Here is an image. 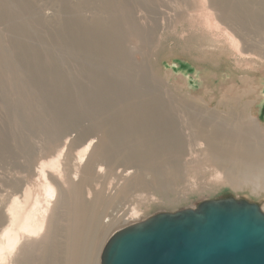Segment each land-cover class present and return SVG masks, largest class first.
I'll list each match as a JSON object with an SVG mask.
<instances>
[{
  "label": "rangeland",
  "instance_id": "374dc122",
  "mask_svg": "<svg viewBox=\"0 0 264 264\" xmlns=\"http://www.w3.org/2000/svg\"><path fill=\"white\" fill-rule=\"evenodd\" d=\"M257 1L0 0V264H69L77 238L80 263H98L104 218L119 204L123 218L139 221L219 198L264 210V161L251 167L255 176L226 177L204 139L219 130L228 146L222 157L235 167L245 164L237 158L242 146L264 150ZM95 27L107 38L119 34L117 60L97 52ZM150 101L175 143L157 131L153 146L137 144L133 109ZM79 207L90 216L81 224ZM32 210L37 231L19 234L11 250L1 233Z\"/></svg>",
  "mask_w": 264,
  "mask_h": 264
},
{
  "label": "water",
  "instance_id": "95a60500",
  "mask_svg": "<svg viewBox=\"0 0 264 264\" xmlns=\"http://www.w3.org/2000/svg\"><path fill=\"white\" fill-rule=\"evenodd\" d=\"M100 264H264V211L219 198L157 213L113 232Z\"/></svg>",
  "mask_w": 264,
  "mask_h": 264
},
{
  "label": "bare ground",
  "instance_id": "6f19581e",
  "mask_svg": "<svg viewBox=\"0 0 264 264\" xmlns=\"http://www.w3.org/2000/svg\"><path fill=\"white\" fill-rule=\"evenodd\" d=\"M256 1V0H255ZM228 2H229V0H228ZM235 2H237V1H235ZM260 2H262V3H260ZM228 3H226V5H227ZM231 4V3H230ZM232 4H233V1H232ZM256 4V3H255ZM259 4H261L260 5V7H261V9H260V7L259 8H255L256 9V12L258 13V12H260V11H262L263 10V12H264V1H257V5H259ZM229 5V4H228ZM237 5V4H236ZM225 6V5H224ZM248 6H251L250 4L248 5ZM228 7V6H227ZM225 8V7H224ZM246 7H244V9H245ZM228 9V8H227ZM232 9H234V8H232ZM240 9V8H239ZM251 9H252V6H251ZM250 9V10H251ZM253 10V9H252ZM260 10V11H259ZM231 11V10H230ZM235 11V10H234ZM233 12V11H232ZM250 12V11H249ZM253 12V11H252ZM241 13V12H240ZM248 13V12H247ZM256 13V14H257ZM233 14H234V12H233ZM242 14V13H241ZM255 14V15H256ZM225 15V14H224ZM232 15V14H231ZM252 15H253V13H252ZM259 15V13L257 14V16ZM261 15V14H260ZM259 15V16H260ZM264 15V14H263ZM233 17H235V16H233ZM252 17V16H251ZM261 17V16H260ZM260 17H258V18H260ZM243 18V17H242ZM262 18V17H261ZM264 19V18H263ZM244 20V19H243ZM260 19H258V21H259ZM260 22H261V20H260ZM264 22V21H263ZM234 27V26H233ZM92 28H94V27H92ZM236 30V29H235ZM94 31H95V33H98L96 36H101V40H102V42H101V40L100 41H98L97 43V46L95 47L96 48V50H97V52L99 51L100 53H102V54H104V56H105V62L108 60V59H110V61L111 60H113L114 58H115V56H116V53H117V51L119 52V49H120V43H119V34L118 35H116V34H112V33H110V37H108L107 38V34H106V31H103L100 27L98 28V27H95V29H94ZM233 31V30H232ZM100 33V34H99ZM94 50V49H93ZM95 52V51H94ZM98 55V54H97ZM117 57H119V55L117 54V56H116V58ZM123 57V56H122ZM115 58V59H116ZM102 59V58H101ZM118 59V58H117ZM116 59V60H117ZM125 59V58H124ZM114 61V60H113ZM123 61V60H122ZM113 64V63H112ZM124 64V63H123ZM114 65V64H113ZM97 74V73H96ZM99 75H100V73H98ZM101 75H102V73H101ZM103 76V75H102ZM106 76V75H105ZM104 76V77H105ZM113 81V80H112ZM146 85V84H145ZM123 86V85H122ZM144 86V85H143ZM148 86V85H147ZM126 86H124V88H125ZM132 87V86H131ZM149 87H152V86H150L149 85ZM130 88V87H129ZM148 88V87H147ZM126 89V88H125ZM128 89V88H127ZM132 89V88H131ZM133 89H134V87H133ZM153 89V88H152ZM125 91H127V90H125ZM145 95V94H144ZM152 98L153 97H155L154 95H152L151 96ZM150 97V98H151ZM141 99V98H140ZM144 99V98H143ZM142 99V100H143ZM156 99V98H155ZM158 99V98H157ZM154 100V99H153ZM132 102H133V100H131ZM158 102H160L159 100H158ZM139 103V102H138ZM142 103V102H141ZM157 103V102H156ZM153 103L150 101V102H146V103H142L140 106L142 107V108H139L138 106H139V104H137V108H135V109H133V114H135V118L133 119V121H137L136 123V130H137V144L138 145H142L144 148H146V147H150V145L151 146H153L154 145V139H153V133H156L157 131H159V134H160V138H163V139H170V140H172V142H176V139H175V137H174V135H173V132H172V128H171V126L169 125V123H167V122H162V121H157L156 122V118L154 119V116H156V113H155V108H156V106H155V108L153 107V105H152ZM157 104H159V103H157ZM156 105V104H155ZM167 109V108H166ZM157 110H158V108H157ZM161 110H163L164 112H165V108H162ZM161 110H159L158 112H160ZM167 112V111H166ZM162 113V115H163V112H161ZM243 113V112H242ZM167 114H169V113H167ZM241 115V114H240ZM166 116V115H165ZM165 116H163V117H165ZM142 117H146L147 118V121H139L138 122V120L140 119V118H142ZM159 117V116H158ZM163 117H162V119H163ZM155 121V122H154ZM141 122V123H140ZM169 122V121H168ZM255 122H256V120H255ZM162 123H164V124H162ZM175 124V123H174ZM203 125V124H202ZM204 126V125H203ZM202 126V127H203ZM176 128H178V127H176ZM131 130V129H130ZM193 130V129H192ZM211 130H213L212 128H211ZM191 131V130H190ZM204 131V130H203ZM260 131V130H259ZM232 133L233 132H231L230 134L232 135ZM124 134V133H123ZM158 134V135H159ZM166 134V135H165ZM221 134L222 133H220L219 132V130H217L216 128L213 130V131H210V132H206L204 135V139H205V142H206V145H207V148H206V150H208L209 151V154L213 157V159L211 158V161H212V163L217 167V168H223V171H224V173H225V175H226V177H229V176H231V175H237V176H240V177H250V175H254L255 176V173H251L250 171H251V167L252 166H255V164L256 163H260V162H262V161H264V150H262L261 152H258V151H250L247 147H245L246 145H244V146H242L241 148H240V150L238 151L239 152V154L237 153V158H239V160L240 161H244L245 162V164L242 166L241 165V163L238 165V167H235V166H233V165H229V164H227L226 163V160L222 157V153L220 152V150H222V149H224L225 150V148L228 150V146L226 147V145L225 144H227L225 141L227 140V138H222V136H221ZM225 134V133H224ZM258 134V133H257ZM202 135V134H201ZM108 136V135H107ZM226 135H224V137H225ZM115 137V136H114ZM113 137V138H114ZM234 138V137H233ZM237 138H239V137H237ZM254 138V137H253ZM257 139V138H256ZM263 140V139H262ZM112 141V140H111ZM110 141V142H111ZM157 140H155V142H156ZM232 141V140H231ZM234 141V140H233ZM261 141V140H260ZM171 142V143H172ZM182 142V141H181ZM107 143V142H106ZM168 143V142H167ZM115 144H117V143H115ZM156 144V143H155ZM88 145V144H87ZM249 145V144H248ZM233 146V145H232ZM153 148V147H152ZM174 148V147H173ZM179 148V147H178ZM123 149V148H122ZM235 149H236V147H235ZM168 150V149H167ZM170 150H171V148H170ZM176 150H178V149H176ZM179 150H181V149H179ZM227 150H226V152H227ZM238 150V149H237ZM173 151V150H172ZM142 152V151H141ZM144 152V151H143ZM232 152V151H231ZM154 153V152H153ZM163 153V152H162ZM218 153L219 154H221L220 155V157H218L217 158V155H218ZM228 153V152H227ZM236 153V152H235ZM145 154H147L146 152H145ZM138 155V154H137ZM157 155V154H156ZM175 155H176V152H175ZM139 156V155H138ZM140 156H142V153H140ZM210 156V157H211ZM77 157V156H76ZM98 157V156H97ZM147 157V156H146ZM152 157V156H151ZM127 160V159H126ZM138 160H139V158H138ZM141 160L143 161H145V159L143 158H141ZM148 160V159H147ZM102 161H103V159H102ZM104 162V161H103ZM153 162V161H152ZM150 163V162H149ZM148 163V164H149ZM95 164V163H94ZM99 165V164H98ZM122 165V164H121ZM145 166V165H144ZM264 166V165H263ZM153 168V167H152ZM235 168V169H234ZM262 169V168H261ZM102 170V169H101ZM254 170H258V169H254ZM260 170V169H259ZM264 170V169H263ZM262 171V170H261ZM259 178V177H258ZM232 179V178H231ZM254 179V178H253ZM243 180V179H242ZM255 180H257V179H255ZM54 181V180H53ZM257 182V181H256ZM249 183V182H248ZM251 183V182H250ZM253 183V182H252ZM238 184V183H237ZM260 185V184H259ZM231 186H233V185H231ZM237 186V185H236ZM239 186V185H238ZM48 187V192L50 191H53V186H47ZM58 187V186H57ZM234 187H235V185H234ZM88 192V191H87ZM70 194V193H69ZM61 195V194H60ZM86 195V194H85ZM80 197V196H79ZM60 198V197H59ZM70 199V198H69ZM84 199H87V198H85L84 197ZM240 199V198H239ZM20 201V200H19ZM58 201V200H57ZM79 201V200H78ZM86 201V200H85ZM73 204V203H72ZM80 204H81V201H80ZM86 205V204H85ZM39 206V205H38ZM71 206V205H70ZM80 206V205H79ZM32 207V206H31ZM85 207V206H84ZM86 208V207H85ZM85 208L84 209H82V207H79V211H78V213H77V222H85L86 220H88V219H90V216L88 217V211L86 212V211H84L85 210ZM193 208H195V207H193ZM192 208V209H193ZM72 209V208H71ZM121 209H122V205L121 204H119L118 206H116L115 207V209H114V211L113 212H110V217H108V218H104L105 220L107 219L108 221H110V223H109V225H108V229H107V232H106V234H105V238H104V240H103V242L104 241H106L107 239H108V237L113 233V232H116V231H118V230H120L121 228H123L124 226H129V225H133V224H136V223H138L139 222V218H136V217H127V218H123V216H124V214H122V212H121ZM262 210H263V208H261ZM35 210H36V208H35ZM70 211V210H69ZM264 211V210H263ZM34 211L32 210V211H29V212H27V214L25 213V215H23V218H22V221L20 222L21 224L18 226V228L17 229H15V230H13V229H10V230H5V231H3L2 233H1V236L5 239V242H6V246L7 247H12L13 245H17V241L19 240V234H24V236H26V235H29V234H31L32 232H35V229H36V231H37V227L38 226H35V225H33V223L35 224V222L34 221H36V223H37V217L35 216V214L33 213ZM164 212V211H163ZM167 212V211H166ZM92 213V212H91ZM45 215V214H44ZM53 215H55V214H53ZM58 215V214H57ZM43 216V215H42ZM58 217V216H57ZM42 218V217H41ZM53 219V218H52ZM142 219V218H141ZM11 220V219H10ZM55 220V219H54ZM144 220V219H143ZM53 222V221H52ZM103 222H106V221H104L103 220ZM56 223V222H55ZM38 224H39V222H38ZM53 224V223H52ZM81 224V223H80ZM104 226H105V224H104ZM107 227V226H106ZM77 228H78V226H77ZM77 228H76V230H77ZM41 229V228H40ZM70 229V228H69ZM68 229V230H69ZM66 230V229H65ZM67 230V231H68ZM40 230H38V232H39ZM71 231V230H70ZM82 231V230H81ZM80 231V232H81ZM48 233V232H47ZM55 232H54V227H52L51 226V228H50V233H49V235H51V237H53L54 235H52V234H54ZM82 233V232H81ZM34 234V233H33ZM36 234V233H35ZM80 234V233H79ZM71 235V234H70ZM78 235V234H77ZM23 236V237H24ZM40 236H41V234H40ZM39 236V237H40ZM57 236V235H56ZM66 236V235H65ZM31 237V236H30ZM77 237V236H76ZM67 238V237H66ZM70 238V237H69ZM85 238V237H84ZM39 239V238H38ZM65 239V238H64ZM71 239V238H70ZM32 240V239H31ZM40 240V239H39ZM59 241V240H58ZM84 241H85V239H84ZM50 242V241H49ZM61 243H62V241H60ZM1 243V242H0ZM30 244H31V242H30ZM49 244V243H48ZM69 244V243H68ZM84 244H85V242H84ZM104 244V243H103ZM1 246H2V244H0ZM21 246V248L20 249H22V245L23 244H20ZM33 245V242H32V244H31V246ZM37 245V244H36ZM50 245V244H49ZM64 245H65V242H64ZM70 245V244H69ZM31 246H29V248L31 247ZM59 248H56V250H55V252L57 253V252H62L63 254L65 253V248H67L66 246H65V248L62 246V245H57ZM80 246H81V241H80V239H74V240H72V242H71V247L69 246V248L71 249V257H69V258H67L68 260H66V261H70V263L69 264H81L80 263V260H81V258H80V260H79V256H80V254H79V252H78V250L80 249ZM83 246V245H82ZM3 247H5V245L3 246ZM38 246H36L35 248H34V246H33V250L34 249H36ZM53 247H54V245H53ZM102 247V246H101ZM2 248V247H1ZM32 248V247H31ZM40 248H42L41 246H40ZM3 249H5V248H3ZM3 249H1V250H3ZM14 249V247H12V249L11 250H13ZM83 249V248H82ZM9 250H10V248H9ZM25 250H27L28 251V246H27V249H24V251ZM29 250H32V249H29ZM23 250H22V253L24 252ZM35 251V250H34ZM69 251V250H68ZM82 251V250H81ZM102 251V250H101ZM3 252V251H2ZM26 252V251H25ZM100 252V251H99ZM27 253V255H28V253H30V252H26ZM33 253L34 252H32L31 254L33 255ZM12 254V253H11ZM58 254V253H57ZM56 254V255H57ZM4 255V254H3ZM26 255V256H27ZM34 255H35V260H36V253H34ZM100 255H101V253H100ZM1 256V255H0ZM13 256V255H12ZM46 256V255H45ZM86 256V255H85ZM29 255H28V259H29ZM32 257V256H31ZM66 257V256H65ZM81 257H82V252H81ZM87 257V256H86ZM98 257H100L99 255H98ZM25 258H27V257H25ZM33 258V257H32ZM63 258V257H62ZM27 259V260H28ZM31 259V258H30ZM84 259H85V257H84ZM9 260V259H8ZM25 260V259H24ZM26 260V262H29V260L27 261ZM32 260V259H31ZM37 260H39V258H38V256H37ZM45 260H46V258H45ZM59 260H60V257H59ZM54 261V259H53V257H51V260H50V262H53ZM64 261V260H63ZM65 261V262H66ZM86 261V260H85ZM25 261H24V263H26ZM49 262V263H50ZM5 263H6V261H5ZM30 263V262H29ZM28 263V264H29ZM56 263H58L57 261H56ZM61 263V262H60ZM35 264H36V262H35ZM59 264V263H58ZM62 264V263H61ZM63 264H64V262H63ZM68 264V263H67ZM86 264V263H85ZM96 264H100V259H99V262L97 263L96 262Z\"/></svg>",
  "mask_w": 264,
  "mask_h": 264
}]
</instances>
